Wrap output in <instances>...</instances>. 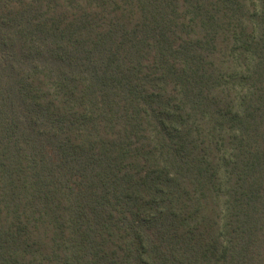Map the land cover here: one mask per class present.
I'll return each mask as SVG.
<instances>
[{"label": "trees", "instance_id": "16d2710c", "mask_svg": "<svg viewBox=\"0 0 264 264\" xmlns=\"http://www.w3.org/2000/svg\"><path fill=\"white\" fill-rule=\"evenodd\" d=\"M0 264H264V0H0Z\"/></svg>", "mask_w": 264, "mask_h": 264}]
</instances>
